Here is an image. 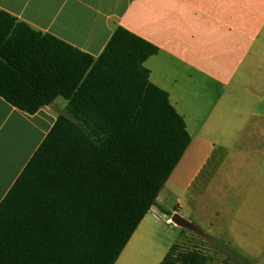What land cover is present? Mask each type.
Returning a JSON list of instances; mask_svg holds the SVG:
<instances>
[{"label":"trees","instance_id":"obj_1","mask_svg":"<svg viewBox=\"0 0 264 264\" xmlns=\"http://www.w3.org/2000/svg\"><path fill=\"white\" fill-rule=\"evenodd\" d=\"M158 48L118 28L95 59L0 11V97L29 115L68 102L0 205V264H116L191 137L149 81ZM173 246L161 264H210Z\"/></svg>","mask_w":264,"mask_h":264},{"label":"crops","instance_id":"obj_2","mask_svg":"<svg viewBox=\"0 0 264 264\" xmlns=\"http://www.w3.org/2000/svg\"><path fill=\"white\" fill-rule=\"evenodd\" d=\"M0 11L95 59L120 27L159 50L145 63L149 81L191 144L116 264L164 260L154 222L183 210L180 199L162 204L166 187L236 212L223 228L233 240L242 226L264 234V0H0ZM54 105L67 113L63 98L29 115L0 97V205L57 122Z\"/></svg>","mask_w":264,"mask_h":264},{"label":"rangeland","instance_id":"obj_3","mask_svg":"<svg viewBox=\"0 0 264 264\" xmlns=\"http://www.w3.org/2000/svg\"><path fill=\"white\" fill-rule=\"evenodd\" d=\"M161 197L162 204L169 209L180 199L183 210H178L177 214L195 224L206 235L203 237L182 230L172 222L167 224L166 219L171 220L176 213H173V210L166 212V218L161 217L154 222V241L166 247L167 253L173 246L179 245L181 252H203L209 257L210 264H264V234H255L253 228L248 234H244L245 226H242L243 232L240 234V241H237L223 233V228L230 227L227 224L233 221V214L236 212L231 211L226 217L223 216L220 210L219 212L213 208V202L205 196L201 197V202L195 207L191 204L189 193L180 194L169 187H166ZM231 214L233 216H230Z\"/></svg>","mask_w":264,"mask_h":264},{"label":"water","instance_id":"obj_4","mask_svg":"<svg viewBox=\"0 0 264 264\" xmlns=\"http://www.w3.org/2000/svg\"><path fill=\"white\" fill-rule=\"evenodd\" d=\"M52 108H53V111L55 113H57L59 116L66 117L70 121L77 123L66 112H63L60 109H58L57 106L54 105ZM171 222L177 228H180L182 230L189 231V232H192L194 234L206 237V235L195 224L191 223L190 221H188L187 219H185L184 217H182L181 215H179L177 213L172 217Z\"/></svg>","mask_w":264,"mask_h":264}]
</instances>
